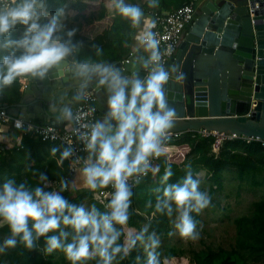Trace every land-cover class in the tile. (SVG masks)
<instances>
[{
	"label": "clouds",
	"instance_id": "9594fccd",
	"mask_svg": "<svg viewBox=\"0 0 264 264\" xmlns=\"http://www.w3.org/2000/svg\"><path fill=\"white\" fill-rule=\"evenodd\" d=\"M113 3L118 14L129 19L133 27L140 25L143 12L139 6L125 0H113ZM157 6L158 0H149V7ZM65 18L63 8L49 13L46 0H0V91L21 76L44 79L49 70L60 67L62 62L65 65L79 50L81 45L72 43L76 29L66 30ZM143 23L144 29L136 40L149 52L143 60L145 78H139L137 73L122 75L120 69L103 62L80 61L70 66L79 81L73 100L85 99L84 93L93 80L97 88L104 87L107 91V113L89 131L79 132V139L88 153L80 169L84 186L95 190L111 185L114 189L106 205L108 211L100 212L94 205L87 208L69 203L61 195L68 188L66 181L62 182L60 191H46L47 176L43 173L39 174L40 185L34 189L7 180L0 184V221L7 224L11 236L0 245V253L16 247L17 237L28 250L44 237V253L61 250L70 264H82L95 257H99L98 264H114L118 256L126 258L139 243L147 254L146 264H160L156 249L161 241L155 232L149 233L147 225L139 232L129 233L123 244L118 242L123 226L128 223L134 194L129 180L135 178L139 183L152 170L151 160L166 155L163 147L174 126L175 112L167 106L164 92L169 72L160 63L158 41L151 31L155 21L144 18ZM18 24L26 26L25 30L19 38H12ZM100 53L97 48L96 54ZM52 109L59 113L56 120L67 121L66 126L70 127L74 119L71 107L57 108L53 104ZM15 127L23 130V121L17 120ZM5 132L6 128L0 126V140L7 138ZM14 139L17 144L22 143V137ZM51 151L55 155L57 149ZM70 156L72 149L65 148L58 164L62 165ZM171 175L169 166L162 182ZM199 186L200 181L189 170L180 182L166 184L162 196L157 197V212L169 217L176 213L174 228L182 239L199 238L191 213H200L211 203V197L200 191ZM55 232L58 234L48 235Z\"/></svg>",
	"mask_w": 264,
	"mask_h": 264
},
{
	"label": "trees",
	"instance_id": "16d2710c",
	"mask_svg": "<svg viewBox=\"0 0 264 264\" xmlns=\"http://www.w3.org/2000/svg\"><path fill=\"white\" fill-rule=\"evenodd\" d=\"M105 1L113 0H46L49 13L54 14L57 9L63 8L66 13L65 19L68 18L67 15L70 11L76 13L77 18H80L79 24L70 26V28L67 26V21H64L66 30L76 29L72 43L81 45L79 50L68 59L76 62L92 61L108 64L122 60L130 52L132 32L135 27L129 19L118 14L114 4L113 13L108 14ZM189 1L158 0V6L151 8L149 0H125L126 3L139 6L143 14L151 11H173ZM25 27L19 24L15 27L19 37ZM97 48L101 50L100 55L96 54ZM20 89L21 84L18 77L10 87H5L0 91V99L7 98L9 102L16 101L21 97ZM40 142L41 144L35 145L44 146L43 143H46L42 140ZM40 142L37 140V143ZM215 142V136H203L195 131L184 132L177 137L169 136L163 147L166 155L160 156L151 164L152 170L136 187L132 188L134 194L129 208L130 216L127 225L123 226L119 243L123 244L129 233L139 232L146 225L149 233L155 232L159 238L169 235L172 217L156 211L157 197L162 196L166 184L180 182L189 170L193 178L205 186L212 204L215 203V194L225 189V178L228 173L233 174V177L239 181V188L264 186V147L260 141L242 137L226 139L221 142L218 152L214 150ZM25 148L27 147L25 146ZM188 160H192L197 168L193 169L191 166H187ZM41 163L38 158L25 159L22 150L10 152V149H6L0 155V184L7 180H14L17 183H25L27 187L34 189L40 185L39 179L25 176L24 172L32 173L35 169L47 176L48 187L45 190L50 191L53 181L61 179L63 176V170L67 167V163L64 161L61 166L57 165L55 160H50L46 165ZM169 166L172 175L168 181L162 182L165 170ZM60 190L61 188L58 191ZM61 195L69 203L78 206L84 205L87 208L94 205L100 212L108 211L101 202L99 189L75 197H71L70 191H62ZM252 205L251 214L238 216L234 220L237 238L235 245L231 248L215 249L207 246L202 250H193L190 255H187L182 249L166 245L167 252L160 259V264H186L185 261H188L189 264H264V199L257 200ZM191 215L198 227L200 213L193 212ZM66 230L71 231V229ZM0 232L7 233L8 238L11 236L9 227L3 221H0ZM53 234H58V232L48 235ZM70 240L69 237L68 242ZM0 245H2L1 242ZM44 248V237L36 242V247L32 250L25 248L17 237L16 247L8 248L0 254V264H69L63 251L56 250L51 254H45ZM161 251L162 245L156 249L157 253ZM98 260L99 258L95 257L87 264H98ZM115 261L118 264H146L147 254L142 245L137 243L126 258L120 259L118 256Z\"/></svg>",
	"mask_w": 264,
	"mask_h": 264
},
{
	"label": "water",
	"instance_id": "95a60500",
	"mask_svg": "<svg viewBox=\"0 0 264 264\" xmlns=\"http://www.w3.org/2000/svg\"><path fill=\"white\" fill-rule=\"evenodd\" d=\"M256 3L259 8L252 17L250 8ZM201 12L180 52L164 68L169 72L165 100L175 112L168 135L204 129L264 139V0H210L201 5ZM147 58L137 53L129 62L122 59L108 64L122 75L137 73L143 79ZM66 62H62L64 73L59 71L61 78L52 76L55 87L51 91L46 77L30 76L20 100L4 107L25 122L38 120L62 127L65 121L56 120L59 113L52 105H68L72 110L79 83L70 70L75 62ZM39 81L42 85L36 84ZM87 91L94 93L95 104L105 115L106 89L97 88L93 80Z\"/></svg>",
	"mask_w": 264,
	"mask_h": 264
},
{
	"label": "built area",
	"instance_id": "2783aa9c",
	"mask_svg": "<svg viewBox=\"0 0 264 264\" xmlns=\"http://www.w3.org/2000/svg\"><path fill=\"white\" fill-rule=\"evenodd\" d=\"M202 0H190L186 4L178 7L173 11H151L150 14L154 17L155 26L151 31L155 34V39L158 41V50L161 54L160 63L165 68L169 61L176 55L183 40L184 33L186 29L194 22L196 17V12L201 4ZM259 8V4L256 3L255 8H250L251 16H254V10ZM134 57V52H130L123 58V62H129L130 58ZM85 99L80 100L73 111V121L70 128H62L55 125H47L36 123L33 121L25 122L23 119L16 118L12 116L7 108L0 106V121L13 122L15 127V122L17 120H22L24 128L22 130L24 135H31L40 138L45 142H56L60 144L63 148H71L72 156H70L68 161L69 173L65 175L60 180L53 182L52 189L50 191H58L62 187V182L66 181L68 188L64 191L70 190V179L71 173L74 172L79 167H84L83 160L87 158L88 153L85 151L84 143L79 139V132L89 131L90 126L96 121H99V110L95 104V96L92 91H86L84 93ZM31 125V130L29 129ZM16 128V127H15ZM73 129H78L79 131H73ZM21 130V129H19ZM203 136L213 135L216 137V142L214 143V150L218 152L220 144L226 139L237 138V136L232 134L218 133L214 131L200 130L198 131ZM181 133H174L169 136H179ZM245 139H255L262 143L264 147V139L259 137H242ZM4 146L0 143V154L3 152ZM158 158H153L151 164H153ZM148 175V173H147ZM146 175V176H147ZM146 176L140 178L139 182ZM129 183L136 187L139 183L135 182V178L129 180ZM114 189L111 185L107 187H101L99 189V195L101 197V202L106 206L108 200L112 198Z\"/></svg>",
	"mask_w": 264,
	"mask_h": 264
},
{
	"label": "rangeland",
	"instance_id": "374dc122",
	"mask_svg": "<svg viewBox=\"0 0 264 264\" xmlns=\"http://www.w3.org/2000/svg\"><path fill=\"white\" fill-rule=\"evenodd\" d=\"M186 165L191 166L193 169L197 168V165L192 160H188ZM200 191L206 192V188L203 189L201 186ZM214 198L215 203H210L208 207L202 210L200 224L196 227L200 235L195 241L182 239L180 237L179 233L174 228L176 213L172 216L170 232L175 234L160 238L162 251L158 253L159 259L166 255V245L182 249L187 255H190L193 250L204 248L206 244L208 245L209 243L216 248L224 247L229 249L234 246L237 233L234 218L252 213L253 202L264 199V186L256 188L243 186L239 188V181L233 177V174L228 173L225 181V189L216 193ZM7 238V233L0 232V242L2 244ZM204 241H206V244ZM90 262V260H87L82 262V264ZM185 263L189 264L188 261H185ZM114 264L118 263L114 261Z\"/></svg>",
	"mask_w": 264,
	"mask_h": 264
},
{
	"label": "crops",
	"instance_id": "0c3cea01",
	"mask_svg": "<svg viewBox=\"0 0 264 264\" xmlns=\"http://www.w3.org/2000/svg\"><path fill=\"white\" fill-rule=\"evenodd\" d=\"M206 1H210V0H202V3L200 4L197 12H196V17H195V20L194 22L201 16V5L204 4ZM106 8H107V12L108 14H112L113 13V1L111 2H107L105 1L104 2ZM200 13V14H199ZM77 14L70 11L68 13V18L65 19V21H67V26L70 28V26H73V25H78L79 24V21H80V18H77L76 16ZM144 18H150L152 19L153 21L154 20V17L150 14V13H144L143 14V17L141 19V23L139 26L135 27L134 31L132 32V40H131V43H130V52H134V57L136 56L137 53H140V56H149V52L148 51H145V49L140 46L136 40V36L139 32H141L143 29H144V23H143V20ZM193 22V23H194ZM193 23L186 29L185 33H184V37H183V40L185 38V36L187 35V33L189 32L191 26L193 25ZM16 32V28L12 31V37L13 38H19V34ZM183 40L181 41V44L183 42ZM180 48H181V45L179 47V50L178 52L176 53L175 56L178 55V53L180 52ZM129 52V53H130ZM127 53V54H129ZM127 54L125 56H127ZM124 56V57H125ZM174 56V57H175ZM68 62H76V61H73L71 59H67ZM67 64V62H66ZM62 71L64 73V71L66 70L64 66H60V67H56V68H53L51 70H49L46 78L48 80V86L50 87V91L52 88L55 87L54 83H55V80L52 78L53 75H56L58 74V77L59 79L61 78L60 77V74H59V71ZM29 76H21L19 77V82L21 84V89L20 91L22 92L21 96L23 95V91L26 87V85L28 84L29 82ZM70 80V78H69ZM41 84L42 85V81H39L37 82L36 84L38 85ZM52 93V92H51ZM21 98V97H20ZM20 98L16 101H13V102H9L7 100V98L5 99H0V106L1 107H4L5 104H14V103H17ZM79 101H76L74 103V106L72 108V110L74 111L75 109V106L77 105ZM12 116L16 117L15 115L12 114V112H9ZM104 117V114L100 113L99 114V120H102ZM16 118H20V117H16ZM22 119V118H20ZM33 122H36V123H41V124H44L42 121H38V120H33ZM67 121H65L63 123V126L62 128H70L72 126V123L70 125V127H67ZM0 126H3L4 128H6V132L4 133V135L7 137L6 139L4 140H0V143L4 146V150L3 152L6 150V149H10V152H13L14 150H22L25 154V159L29 158V157H34V158H38L42 163L41 164H47V162L49 163L50 160H55L57 165H60L58 164V161L61 157V153L63 152V148L60 146V144L56 143V142H46V143H43L45 144L44 146H38V145H35V144H41V140L39 141L40 138H37L35 136H31V135H24L22 130H19L17 128L14 127L13 125V122L10 121V122H4V121H0ZM14 137H22V143L20 144H17ZM37 140L38 142L40 143H37ZM25 146L27 148H25ZM53 148H56L57 149V152L55 153V155L52 154V149ZM2 152V153H3ZM2 153L0 155H2ZM64 161H66L67 163V167L63 170V176H61V178H63L65 175H67L69 173V166H68V161L67 159H65ZM63 161V162H64ZM63 165V164H62ZM61 166V165H60ZM82 167H79L78 169H76L74 172L71 173V179H70V193H71V197H75L76 195H79V194H83V193H86V192H90V191H93V190H90L89 188L85 187L84 184H83V179L81 178V173H80V169H82ZM42 173V172H37L35 169L33 170V172H28V171H25L24 172V175L25 176H31L33 179H39V174ZM57 180V179H56ZM54 180V181H56ZM60 180V179H58ZM53 181V182H54ZM225 181H226V178H225ZM201 184V183H200ZM202 188L205 189V186H203L201 184ZM200 186V187H201ZM101 187L97 188V189H100ZM52 189V187H51ZM96 190V189H95ZM57 191V190H56ZM201 213L202 211L200 212V219H199V224H200V220H201ZM238 217V216H237ZM236 218V217H235ZM234 218V220H235ZM235 224V222H234ZM119 227V226H118ZM236 227V226H235ZM236 238H237V233H236ZM205 244H206V241H204ZM207 246L209 247H213V245L211 243H209L208 245L206 244V246L204 248H206ZM202 248V249H204ZM215 249H218L220 247H213ZM200 249V250H202Z\"/></svg>",
	"mask_w": 264,
	"mask_h": 264
}]
</instances>
